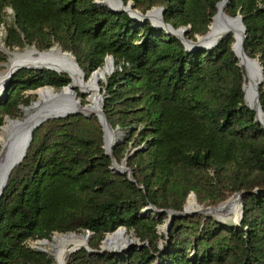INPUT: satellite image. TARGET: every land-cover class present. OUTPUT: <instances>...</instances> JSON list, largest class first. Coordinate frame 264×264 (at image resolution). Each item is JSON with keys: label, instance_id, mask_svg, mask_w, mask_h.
Here are the masks:
<instances>
[{"label": "trees", "instance_id": "16d2710c", "mask_svg": "<svg viewBox=\"0 0 264 264\" xmlns=\"http://www.w3.org/2000/svg\"><path fill=\"white\" fill-rule=\"evenodd\" d=\"M94 1L0 0V26L10 8L7 47L46 51L58 45L86 78L113 58L116 70L102 88L104 112L124 133L114 149L117 163L130 145L137 149L127 159L136 185L110 169L96 117L47 121L34 132L0 200V264H54L26 242L87 230L93 233L89 247L99 250L119 227L149 246L131 247L123 256L82 249L67 264H264V129L245 106L232 36L212 52H187L149 21L111 13ZM130 1L142 13L164 8V21L175 29L188 26L186 38L195 40L208 31L221 0ZM225 13L241 14L244 51L264 71V0H229ZM5 60L0 54V63ZM10 83L0 111L12 116L22 90L61 89L70 80L48 70H20ZM259 100L264 113V81ZM255 190L243 197L239 226L193 215L174 219L167 240L158 235L166 215L142 214L150 206L182 211L191 193L199 204L216 206Z\"/></svg>", "mask_w": 264, "mask_h": 264}, {"label": "water", "instance_id": "95a60500", "mask_svg": "<svg viewBox=\"0 0 264 264\" xmlns=\"http://www.w3.org/2000/svg\"><path fill=\"white\" fill-rule=\"evenodd\" d=\"M95 4L99 6H104L109 9L111 13L114 14H119V13H126L129 18H131L134 21L139 22L140 20L147 21V16L151 11H158L160 14L159 20L155 23H151V26L153 28H156L158 30H162L165 35H171L175 38H177L184 46L185 50L187 52H195L197 50H204L208 52H212L218 44L222 40V35H217V33L214 35V33L218 30H221L222 28L226 27L228 24L233 29H237L239 31V39L237 42H235L231 50L235 56V59L238 61L237 65L239 64V61L242 59H252L249 58L246 55V52L244 51V42L246 38V28L243 23V18L240 13H238L235 17H230L225 13V8L229 4V0H221L216 4V13L211 19V23L208 27V31L200 36L199 38L195 37V40H190L186 38V33L189 30L188 26H183L179 27L177 29L173 28L171 25L166 23L164 21V8L162 7H154L151 10L147 11L146 13H142L136 9H134V4L133 2H127L124 3L123 0H95ZM130 6L132 7L133 11L136 12L141 19H137L136 17H133L131 15V10ZM221 6V7H220ZM58 47L63 53L67 54L71 61L73 62L74 67L76 68L77 71H79L83 77L86 78V75L84 72L81 70L80 66L76 62L74 56L69 53L64 51L61 47L59 46H54ZM52 47V48H54ZM30 48L38 50L35 46H31ZM51 49V48H50ZM50 49L46 51H40V53H45L48 54ZM39 51V50H38ZM26 49L22 50L20 54L25 53ZM255 61L256 65L258 66L259 69V78L257 77L256 82L254 83V89H253V100H254V105L250 106L246 103L245 101V95H244V101H245V106L248 107L250 110H252L255 113V121L262 126L264 129V113L261 109L260 106V100H259V88L262 85L264 81V71L261 66L260 61L258 58L252 59ZM9 62V60H8ZM107 67L109 70L108 77L111 76L115 70L116 66L114 65V60L111 56H108L104 60V65L102 68ZM20 70H33V71H42V70H48L51 72H54L56 74H61L54 69H51L50 67L44 66L41 62L39 61H34V60H29V61H19V60H14L11 65H10V70L6 76V83H5V89L4 93L1 96L3 99L6 97L7 92L9 87L11 86V79L12 77ZM93 71L92 73H94ZM91 73V74H92ZM70 83L67 84L66 86L62 87L58 93H56L55 97H48L46 100V105L49 104V107L43 106L40 108L38 111L33 113L32 115L29 116L28 120L24 123H18L17 120L15 126L13 127L10 137L7 143V146L5 149L0 146V200L3 196V192L7 187L8 180L12 174V172L23 162L25 159L27 152L29 150L30 144L32 142L33 134L34 132L40 128L44 123H46L49 120H60V119H65L69 116H76V115H81L83 117L89 118V117H96L100 127L102 128L103 132V150L104 154L109 157L112 161V167L110 168L113 171H116L117 173L121 175H125L127 179L134 185H136V181L134 180L133 172L130 168L127 167V159L129 156L125 157L121 163H117V161L114 159V149L115 147L123 141L124 133L123 130L119 128H113L110 123L107 120V117L104 112V98H102V88L99 87L96 90V98L97 100H100V104H98L94 109L90 111L82 110L74 108L71 106L68 101H65L64 97V90H67V93L72 96L73 90L71 89V82L72 80L69 78ZM106 80V79H105ZM104 80V81H105ZM103 81V82H104ZM43 89H50L54 90V88L45 86L42 88H39L38 90H43ZM243 90V88H242ZM244 93V91H243ZM38 96V95H37ZM1 100V99H0ZM37 101L32 104V106H36ZM31 106V107H32ZM29 107V108H31ZM25 109V113L27 109ZM14 120H11L9 118H6V123L8 122H13ZM107 131L110 132L112 136V141L109 144V147L106 148V135ZM141 149V148H140ZM137 149H132L131 151L134 152ZM142 187H139L141 189ZM260 191L255 190L253 192H239L235 196H237V199L240 202V221L238 223H235L234 226H239L240 222L243 217V208H244V203H243V197L246 195L250 194H258ZM193 197L196 205L197 204V199L194 193H191L188 198ZM187 198V200H188ZM186 200V202H187ZM230 201V200H228ZM227 201V202H228ZM186 205V203H185ZM185 207V206H184ZM183 207L182 211H173V210H157L153 206H150L148 208H145L142 210V214H145L147 211L155 212L157 214H166L167 220L165 221V225L163 226L162 234L165 236V238L168 240V234L169 231L172 227L174 219H180V218H186V217H191L196 214H203L205 217H209L210 215H206L200 211H187ZM203 208L205 211H212L216 210L218 207H207L204 208L203 206H199ZM219 222V221H217ZM220 223V222H219ZM126 230L124 227H119L117 230ZM115 230L114 232H116ZM113 232V233H114ZM57 233H54L56 235ZM82 234H85L88 237H91L93 233L84 230ZM46 241V240H42ZM102 243V242H101ZM148 243L143 242L140 243L139 239H136V244L133 246L137 247H144ZM161 248V247H160ZM163 248V247H162ZM85 250L89 255L95 254L98 256H103L104 254H110V255H118V256H123L126 252L129 251L130 247L127 249L119 250V251H106V250H92L89 247L88 242L85 243V245H82L81 247L75 248L72 254L80 251V250ZM58 264V263H54ZM67 264V263H66ZM158 264V263H156Z\"/></svg>", "mask_w": 264, "mask_h": 264}, {"label": "bare ground", "instance_id": "6f19581e", "mask_svg": "<svg viewBox=\"0 0 264 264\" xmlns=\"http://www.w3.org/2000/svg\"><path fill=\"white\" fill-rule=\"evenodd\" d=\"M221 7V6H220ZM131 15L136 17L137 19H141L140 16L133 11L130 6ZM160 14L158 11H151L147 16V21L150 23H155L159 20ZM145 22L140 20L139 23ZM217 33L216 36L222 35L221 42L226 38V36L231 35L234 42H237L239 39V31L237 29H233L230 24L226 27L218 30L214 33ZM200 36H196L199 38ZM232 44V45H233ZM232 47V46H231ZM0 51L7 55L9 62L6 64V70L3 73H0V99L4 93L6 76L10 70V65L14 60L19 61H39L44 66L50 67L55 71L61 73V75H66L68 78L72 80L71 89L73 90L72 96L67 93V90H64L65 101L73 106L74 108L86 111H90L94 109L98 104H100V100L96 98V90L100 87L101 82H103L109 74V70L107 67L100 68L96 70L94 73L90 74L88 78L82 76V74L76 70L71 61L70 57L63 53L58 47L51 48L48 54L40 53V51L28 48L25 53L20 54L21 51H13L8 48L3 47L0 44ZM238 67L241 70V73L244 75V85L243 91L245 95V101L248 105H254L253 100V89L254 83L256 82L257 77L259 78V69L256 65L255 61L252 59H242L239 61ZM36 95H38V100L36 106H32L27 109L25 113V117L23 119L17 120L19 123H24L28 120L29 116L38 111L43 106L49 107L50 105H46V100L48 97H55L58 91L43 89L37 90ZM24 109V108H23ZM26 109V108H25ZM16 121L8 122L2 127H0V146L3 149L7 146L10 133L15 126ZM112 141V136L109 131H107L106 135V148L109 147V144ZM193 198V197H192ZM189 199V198H188ZM194 199V198H193ZM187 211H200L206 215L215 216L217 221L222 224L234 225L240 221V202L237 199V196H234L230 199V201L225 202L220 205L216 210L205 211L203 208L196 205V202L187 200L186 205L184 207ZM163 227L159 230L161 231ZM112 234V235H111ZM109 237L106 236L103 239L102 248L100 249L106 251H119L123 249H127L129 247H134L136 244V239L132 234H128L126 230H117L114 233H111ZM89 241V237L85 234H56L53 237L52 242L46 241H38L35 243V247L38 250L43 251L45 253H49L52 255L54 259V263L58 264H66L68 258L72 255V252L75 248L81 247L85 245L86 242Z\"/></svg>", "mask_w": 264, "mask_h": 264}, {"label": "rangeland", "instance_id": "374dc122", "mask_svg": "<svg viewBox=\"0 0 264 264\" xmlns=\"http://www.w3.org/2000/svg\"><path fill=\"white\" fill-rule=\"evenodd\" d=\"M128 2H132V1H128ZM13 19H14V15H13V12H12V10L10 9V8H6L5 9V11H4V24L3 25H1L0 26V44L3 46V47H5V48H8V49H10V50H13V51H22V50H24V49H28V48H30L31 46H24L23 48H19V47H7L6 46V39H7V35H8V32H7V30L9 29V28H12V26H13ZM197 35H195V37H196ZM32 46H34V45H32ZM54 46H58V45H53L52 47H54ZM51 47V48H52ZM0 54H2V55H4L5 56V58H6V60H5V62H3V63H0V73H3L5 70H6V64L8 63V57H7V55H5L3 52H1L0 51ZM100 68H102V67H98V68H96V69H94L93 71H96V70H98V69H100ZM92 71V72H93ZM108 78V77H107ZM107 78H106V80L104 81V82H101V84H100V87L101 88H103V86H104V84H106V81H107ZM10 88V87H9ZM38 89H36V90H22L21 92H19V94H18V96H19V102H20V105L16 108V109H14L12 112V116H9L8 114H6L4 111H0V117H3V123H2V125L0 126V127H2L3 125H5L6 124V118H9V119H11V120H20V119H23L24 117H25V108H29V107H31L32 106V104L34 103V102H36L38 99V96L36 95V91H37ZM56 91H59L60 89H55ZM104 90H102V98H104L105 96H104V92H103ZM26 102V103H25ZM24 108V109H23ZM133 148H132V146L130 145V147H129V150H127L126 152H125V156H129V155H131L133 152L131 151ZM237 193H234V194H232V195H229L228 196V198L224 201V202H222V203H220V204H218V205H216V206H206V205H204V204H199L198 203V201H197V204L199 205V206H203L204 208H207V207H218V206H220V205H222V204H224L225 202H227L228 200H230L231 198H233L235 195H236ZM197 199V198H196ZM186 203V202H185ZM185 206V205H184ZM183 206V207H184ZM146 213H148V214H153L154 212L153 211H147ZM162 215V214H161ZM166 215V214H165ZM196 215H202V216H204L203 214H196ZM209 217H212L214 220H216L217 221V219L215 218V216H209ZM167 220V216L165 217V219L163 220V223L158 227V235H163L162 234V230L161 231H159L164 225H165V221ZM67 234H70V233H67ZM128 234H132L133 235V237L135 238V239H138L136 236H135V234L133 233V231H128ZM59 235H62V234H59ZM65 235V234H64ZM107 235H109V234H107ZM53 237H54V234L50 237V239L48 240V241H50V242H52V240H53ZM38 241H42V240H29V241H27L26 242V246L30 249V250H32V251H36V252H40V253H43V254H45V255H47L49 258H51L53 261H54V259H53V257H52V255L51 254H49V253H45V252H43V251H40V250H38L37 249V247H35V243L36 242H38ZM103 241V240H102ZM101 241V242H102ZM140 241V240H139ZM90 242H93V236H91V237H89V241H88V244L90 243ZM140 243H143V242H141L140 241ZM100 246H101V243H100V245H99V249H100ZM147 246H149V244H147L146 245V247ZM163 246V243H162V241H160L159 242V248L160 247H162ZM130 249H131V247H130ZM129 249V250H130ZM79 252V251H78ZM70 258V257H69ZM68 258V259H69ZM67 262H68V260H67Z\"/></svg>", "mask_w": 264, "mask_h": 264}]
</instances>
